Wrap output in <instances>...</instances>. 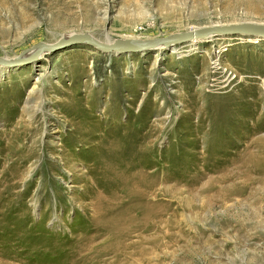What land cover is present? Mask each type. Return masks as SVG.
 Segmentation results:
<instances>
[{
  "label": "rangeland",
  "instance_id": "rangeland-1",
  "mask_svg": "<svg viewBox=\"0 0 264 264\" xmlns=\"http://www.w3.org/2000/svg\"><path fill=\"white\" fill-rule=\"evenodd\" d=\"M240 22L264 0H0V57ZM175 46L0 65V264H105L128 231L172 237L145 264H264V37Z\"/></svg>",
  "mask_w": 264,
  "mask_h": 264
},
{
  "label": "water",
  "instance_id": "water-1",
  "mask_svg": "<svg viewBox=\"0 0 264 264\" xmlns=\"http://www.w3.org/2000/svg\"><path fill=\"white\" fill-rule=\"evenodd\" d=\"M210 35H260L264 37V23L240 22L228 24H211L206 26L194 27L189 30L179 31L161 37L145 39L126 38L113 43L99 42L86 33H72L68 37L56 42L55 44L50 45L45 42H38L35 47L37 52L44 48H46L47 51H55L57 49L73 46L75 44L84 42L103 52H129L135 50L141 51L138 48H134L132 45H130L131 43H140L141 49H152L156 44L159 43L167 46L173 44H182L192 39L206 38ZM26 52L27 51L25 50L23 51V53ZM37 52L33 53V55L25 57L24 59H22V57L13 59L0 57V65L5 67H15L24 63H28L29 61L36 59Z\"/></svg>",
  "mask_w": 264,
  "mask_h": 264
},
{
  "label": "bare ground",
  "instance_id": "bare-ground-1",
  "mask_svg": "<svg viewBox=\"0 0 264 264\" xmlns=\"http://www.w3.org/2000/svg\"><path fill=\"white\" fill-rule=\"evenodd\" d=\"M84 33L88 34L90 37H92L93 39L99 42H103V43L116 42V41H108V40L102 41L93 32H84ZM69 35L70 34L64 35L63 37L58 39L57 42L68 37ZM250 36L262 37L260 35H250ZM128 37L132 38L133 36H127V38ZM213 37L214 35H210V36H207L206 38L192 39L188 42H191L193 45H196V43L199 41L207 40ZM123 39H126V38H123ZM117 41H120V40H117ZM47 44L51 45L55 43H47ZM35 45H33L30 48V50H28L26 53L22 52L13 58L22 57V59H24L25 57H28L29 55H33V53L37 52ZM130 45H132L134 48H138L139 50H145L144 48L142 49L140 48L141 47L140 43H131ZM175 45L177 44L167 46V45L159 43V44H156L153 49L162 48V47H171L172 50H175L176 49ZM48 52H51V51H47L46 48L39 50V52H37L36 59L39 58L41 54L43 56ZM112 53H117V52L113 51ZM13 58H7V59H13ZM236 193H238L239 195L240 194L242 195V192L240 191H237ZM222 199H223V203H225L231 199V195L230 194L226 196L222 195ZM203 206L211 209V207L213 206V203L208 202L207 204H204ZM150 226L151 225L148 222L146 225H143L142 228H145L144 230H149ZM134 237L135 236H133V231H128L125 234L124 233H120V234L114 233L113 235H111V238L109 239V241L107 242V245L105 246L107 249H104L106 250L104 251V255L114 254V256L107 257V261L106 259L104 260L105 264H117L119 263V261H122V264H136L134 263L136 261L138 262L137 264L148 263L152 260L153 257H156V254L152 256H150L149 254L152 252H157V253L162 252L163 253L164 251L162 250H164V248L169 247V243L171 242V238H172L171 236H168V235H160L159 232L158 234H152V235L151 234L150 235L141 234L137 240L136 239L134 240ZM165 255L166 254H164V256ZM134 256H137V258H134Z\"/></svg>",
  "mask_w": 264,
  "mask_h": 264
},
{
  "label": "built area",
  "instance_id": "built-area-1",
  "mask_svg": "<svg viewBox=\"0 0 264 264\" xmlns=\"http://www.w3.org/2000/svg\"><path fill=\"white\" fill-rule=\"evenodd\" d=\"M219 52V51H217ZM215 60L212 62L214 64ZM221 68V67H220ZM223 69V68H222ZM226 71V69H224ZM236 78V75L234 72L232 71H226V77L224 79V82L227 84V85H231L233 83V81L235 80Z\"/></svg>",
  "mask_w": 264,
  "mask_h": 264
}]
</instances>
